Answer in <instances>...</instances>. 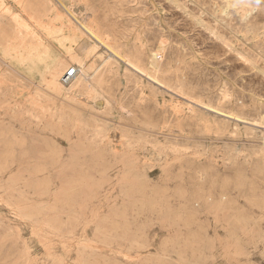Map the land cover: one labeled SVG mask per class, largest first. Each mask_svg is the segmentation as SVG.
I'll list each match as a JSON object with an SVG mask.
<instances>
[{
  "label": "rangeland",
  "instance_id": "1",
  "mask_svg": "<svg viewBox=\"0 0 264 264\" xmlns=\"http://www.w3.org/2000/svg\"><path fill=\"white\" fill-rule=\"evenodd\" d=\"M0 20V264H264V0H0ZM100 55L105 98L47 79ZM124 141L130 175L88 157Z\"/></svg>",
  "mask_w": 264,
  "mask_h": 264
},
{
  "label": "bare ground",
  "instance_id": "2",
  "mask_svg": "<svg viewBox=\"0 0 264 264\" xmlns=\"http://www.w3.org/2000/svg\"><path fill=\"white\" fill-rule=\"evenodd\" d=\"M53 1V0H52ZM57 1V0H56ZM180 1V0H179ZM239 2V1H238ZM53 3V2H51ZM224 3V2H223ZM59 4V3H58ZM63 4V3H62ZM66 5V4H65ZM64 5V6H65ZM212 7V6H211ZM186 8V7H185ZM239 8V7H238ZM54 9V8H53ZM219 10V9H218ZM53 11V10H52ZM69 11V10H68ZM54 12H57V11H54ZM53 13V12H52ZM189 13V12H188ZM220 13V12H219ZM234 13V12H233ZM215 14V12H214ZM58 15V14H57ZM72 15V14H71ZM101 15V14H100ZM85 16V15H84ZM88 16V15H87ZM214 16V15H213ZM40 17V15H39ZM43 17V16H42ZM74 17V16H73ZM82 17V16H81ZM225 17V16H224ZM66 18V17H65ZM79 19V18H78ZM85 19V18H84ZM217 19H218V16H217ZM228 19V18H227ZM46 20V19H44ZM66 20V19H65ZM82 20V19H81ZM88 20V18H87ZM103 20V19H102ZM1 21V20H0ZM49 21V19L47 20V22ZM89 21V20H88ZM218 21V20H217ZM239 21V20H238ZM240 21L242 22V19H240ZM81 22V21H79ZM86 22V21H85ZM198 22V21H197ZM236 22V21H235ZM87 23V22H86ZM222 23V21H221ZM239 23V22H238ZM44 24V23H43ZM237 24V23H236ZM245 24V23H243ZM54 25V24H53ZM58 25V24H57ZM223 25V24H222ZM226 25V24H225ZM239 25V24H238ZM85 26V25H84ZM246 26V25H245ZM51 27V26H50ZM57 27V26H56ZM95 27V26H94ZM226 27V26H225ZM237 27V26H236ZM241 27V26H240ZM244 27V26H243ZM80 29V28H79ZM87 29V28H86ZM232 29V27H231ZM88 30V29H87ZM233 31V30H231ZM244 32V31H243ZM248 32V31H247ZM239 33V32H238ZM259 33V32H258ZM67 34V33H66ZM92 34L94 35V39H96L98 37V34L96 32H92ZM241 34V33H240ZM248 34V33H247ZM262 34V33H261ZM254 35V34H253ZM264 35V34H262ZM79 37V36H78ZM250 39V38H249ZM262 40V39H261ZM81 41V40H80ZM105 41V40H104ZM82 42V41H81ZM79 43V42H78ZM112 44V43H110ZM256 44V43H255ZM253 46V45H252ZM102 48V47H101ZM108 48V47H106ZM159 48V47H158ZM227 48V47H226ZM77 49V47H76ZM257 49V48H256ZM95 50H96V47L95 45L91 46L89 43L85 42L83 43V52L85 53V57H90L91 55L93 56L94 54L96 55L97 53H95ZM257 51V50H256ZM78 52V51H77ZM123 52V51H122ZM114 53V52H113ZM116 53V52H115ZM142 53V52H141ZM245 53V52H244ZM13 54V53H12ZM67 54V53H66ZM122 54V53H121ZM257 54V53H256ZM261 54V53H260ZM98 55V54H97ZM118 55V54H117ZM116 55V56H117ZM1 56V55H0ZM143 56V55H142ZM155 56V55H154ZM247 56V55H246ZM260 56V55H259ZM2 57V56H1ZM122 57V56H121ZM129 57V56H128ZM261 57V56H260ZM100 58H102V65L100 68L98 67H94L93 64H89L88 66H86L85 64L83 63H75L74 64V69H75V75L72 79L68 80V81H63V78L66 74V71L63 75V77L61 78V74H63L62 72V69H61V66L60 67H49L48 70L46 71V74H47V79L49 80V82L51 84H53V86L56 88V89H62V90H66V91H70L72 90L73 88L75 89H78L79 92L81 93H88L90 94V98L91 100H95L97 97H100V98H105L106 95H109L111 94V90H110V87H106V84L108 83V72L110 71V60H111V55H104V57H102L100 55ZM251 58V57H250ZM264 58V57H263ZM117 59V58H116ZM123 59V58H122ZM93 60V59H92ZM125 60V59H124ZM263 60V59H262ZM27 61H28V66L30 68L31 71L33 72H37V64L40 63V58L37 54H33V55H30L28 56L27 58ZM95 62V61H94ZM91 63V62H90ZM93 63V62H92ZM123 63V62H122ZM158 63H159V60H158ZM264 63V62H263ZM130 64V63H129ZM257 64V63H256ZM164 65V64H163ZM8 66V65H7ZM133 67V65H132ZM171 67V66H170ZM115 68V67H114ZM133 68H136V67H133ZM157 68V67H156ZM69 69V68H68ZM137 69V68H136ZM23 70V68H22ZM122 70V69H121ZM130 70V68H129ZM138 70V69H137ZM156 70V69H155ZM260 70V69H259ZM140 71V70H139ZM120 72V71H119ZM152 72V71H151ZM165 72V71H164ZM262 72V71H261ZM124 73V72H123ZM132 73V72H131ZM169 73V72H168ZM138 74V72H137ZM141 75V74H140ZM142 77V75H141ZM123 78V77H122ZM151 78V76L149 77ZM146 81V79H145ZM175 81V80H174ZM62 82V83H61ZM125 82V81H124ZM149 82V81H148ZM178 82V81H177ZM145 83V82H144ZM150 83V82H149ZM152 83V82H151ZM158 83V82H157ZM135 84V83H134ZM146 84V83H145ZM150 85V84H149ZM148 85V86H149ZM159 86V84H158ZM174 87V86H173ZM150 88V87H149ZM154 88V86H153ZM179 88V87H178ZM160 89V88H159ZM164 89V88H163ZM124 90V88H123ZM153 90V89H152ZM158 90V89H156ZM145 91V90H144ZM155 92V91H154ZM167 92V91H166ZM148 93V92H146ZM168 93V92H167ZM148 95V94H146ZM80 97V96H79ZM173 97V96H172ZM184 97V96H183ZM77 98V97H76ZM160 98H163V97H160ZM186 98V97H185ZM119 99V98H118ZM189 99V98H188ZM107 100V104L106 106L108 107H112L110 103H108V99ZM158 100V99H157ZM167 100V99H166ZM186 100V99H185ZM199 100V99H198ZM99 101V100H98ZM162 101V99H161ZM177 102V101H176ZM198 103V102H197ZM86 104V103H85ZM94 105V104H93ZM176 105V104H175ZM96 106V105H95ZM104 106V105H103ZM102 106V107H103ZM177 106V105H176ZM100 108H102L101 106H99ZM161 107V105L159 106ZM198 107V106H197ZM57 108V107H56ZM60 108V107H59ZM74 108V107H72ZM97 108V107H96ZM188 108V107H187ZM210 109V108H209ZM79 110V109H78ZM98 110V109H97ZM202 110V109H201ZM214 110V109H213ZM91 111V110H90ZM58 112V111H57ZM87 112V111H86ZM117 112V111H116ZM129 112V111H128ZM218 112V111H217ZM196 113V112H195ZM208 113V112H207ZM72 114V113H71ZM124 115V114H123ZM130 115V114H129ZM185 115V114H184ZM62 116V115H61ZM90 116H93V115H90ZM131 116V115H130ZM260 116V115H259ZM262 116V115H261ZM264 116V115H263ZM126 117V116H125ZM124 117V118H125ZM97 118V117H96ZM182 118V117H181ZM185 118V116H184ZM100 119V118H98ZM104 119V118H103ZM106 119V118H105ZM111 120V119H110ZM180 120V119H179ZM203 120V119H202ZM55 121V120H54ZM57 121V120H56ZM258 121V120H257ZM63 122V121H62ZM176 122V121H175ZM55 123V122H54ZM77 123V122H76ZM110 123V122H109ZM252 123V122H251ZM257 123V122H256ZM78 124V123H77ZM122 124V123H120ZM253 124V123H252ZM255 124V122H254ZM64 126V125H63ZM139 126V124L137 125ZM262 126V125H261ZM62 127V126H61ZM77 127V126H76ZM122 127V126H121ZM136 127V126H135ZM127 128V127H126ZM131 129V128H130ZM134 130V129H132ZM140 132V131H139ZM165 132V131H164ZM178 132H181V131H178ZM144 133H147V132H144ZM169 134V133H168ZM97 135V133H96ZM111 135V134H110ZM154 135V134H152ZM161 135V134H160ZM116 136V135H115ZM163 136V135H162ZM173 136V135H172ZM164 137V136H163ZM167 137V136H166ZM191 137V136H190ZM153 138V137H152ZM161 138V137H160ZM169 138V137H168ZM172 138V137H171ZM76 139V138H75ZM136 139V137H135ZM149 139V138H148ZM147 139V140H148ZM159 140V139H158ZM189 140V138H188ZM187 140V141H188ZM146 141V140H145ZM163 141V140H162ZM104 142V141H103ZM263 142V141H262ZM121 143V142H120ZM128 143V142H127ZM126 141H124L122 144H121V149L122 151L121 152H110V153H103L102 151L104 150H101V149H98L96 150L95 152H93V155L92 153L91 154H88L90 157L89 159L93 158L94 155H98V157L100 158H103L104 161H106V164L108 165L109 163H117L119 161H122L120 163L124 164V167L123 169L125 171H128V174L130 175L131 172L129 171H133L134 168H135V164L137 162V159L133 156L132 153H130V151L127 149V146H126ZM192 143V142H191ZM135 144V143H134ZM151 144V143H150ZM170 145V144H169ZM262 145V144H261ZM108 146V145H107ZM117 147V146H116ZM190 147V146H189ZM188 147V148H189ZM181 148V147H180ZM120 149V148H119ZM91 149H89L90 151ZM114 150V148H113ZM238 150V149H237ZM97 151H100V152H97ZM118 151V150H117ZM194 151V150H193ZM205 151V150H204ZM105 152V151H104ZM152 152V151H151ZM167 152V151H166ZM88 153V150H83V154H87ZM166 154V153H165ZM164 154V155H165ZM186 154V153H184ZM188 154V153H187ZM155 156V155H154ZM161 156V155H160ZM171 156V155H170ZM181 156V155H180ZM184 157V156H182ZM186 157V156H185ZM184 157V158H185ZM80 157H77V160L81 161V159H78ZM152 158V157H151ZM164 157L161 158V160L163 159ZM199 158V156L197 157ZM228 158V157H227ZM255 158V157H253ZM106 159H109V160H106ZM144 159V158H143ZM142 159V161H143ZM157 159V158H156ZM165 159V158H164ZM171 159V158H169ZM203 159V158H202ZM215 159V158H214ZM237 159V158H235ZM111 160V161H110ZM141 160V159H140ZM151 160V159H150ZM176 160V159H174ZM182 160V159H181ZM197 160V159H196ZM113 161V162H112ZM157 161V160H156ZM251 161V160H250ZM155 162V161H154ZM241 162V161H240ZM78 163V162H77ZM171 163V162H170ZM176 163V162H174ZM180 163V162H179ZM215 163V162H214ZM105 162L103 165H106ZM83 165L84 163L80 162L78 164V168L73 170V172L71 173H67V175H74L75 177L77 178H80L82 176L85 175V171L83 169ZM164 165V164H163ZM181 165V164H180ZM179 165V166H180ZM190 169V168H189ZM204 171V169H203ZM198 174V173H197ZM201 174V173H200ZM199 174V175H200ZM93 175H97L100 179H103L104 177H107V173H106V170H96ZM197 176V175H196ZM139 177V175L137 176ZM187 178V177H186ZM191 179V178H190ZM213 179V178H211ZM199 180V179H198ZM201 182V181H200ZM237 190V189H236ZM152 195V194H151ZM199 196V195H198ZM69 198H67L68 200ZM162 202V201H160ZM194 203V202H193ZM197 203V202H195ZM194 203V204H195ZM224 203H228L226 201V196L225 195H222L221 196V201L219 203V206H221L222 204ZM64 204H66L64 202ZM25 216V215H24Z\"/></svg>",
  "mask_w": 264,
  "mask_h": 264
},
{
  "label": "built area",
  "instance_id": "3",
  "mask_svg": "<svg viewBox=\"0 0 264 264\" xmlns=\"http://www.w3.org/2000/svg\"><path fill=\"white\" fill-rule=\"evenodd\" d=\"M75 75V69L74 68H69L67 71H66V74L63 78V81H68L70 79H72Z\"/></svg>",
  "mask_w": 264,
  "mask_h": 264
}]
</instances>
